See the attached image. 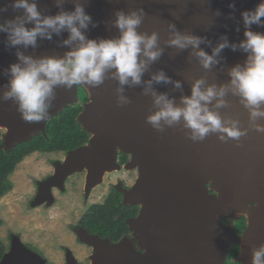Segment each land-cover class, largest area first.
<instances>
[{
	"label": "water",
	"instance_id": "95a60500",
	"mask_svg": "<svg viewBox=\"0 0 264 264\" xmlns=\"http://www.w3.org/2000/svg\"><path fill=\"white\" fill-rule=\"evenodd\" d=\"M43 17L62 11H74L83 5L92 22L84 30L88 39H118L116 13L133 12L141 16L139 34L158 36L161 55L148 64L141 83L123 86L115 78V69L105 72L97 87L81 85L89 101L78 117L82 128L90 134L89 142L69 151L48 183L61 184L72 174L87 170V191L99 185L103 177L117 170L119 153L131 156L128 168H138L139 178L131 190H122L124 205L141 207L137 218L128 221L138 234V251L132 243L112 244L98 236H86L95 248L92 264H226L232 245H239L240 264H252L253 250L264 244V117L253 121L242 98L231 88L232 68L243 67L249 53L239 45L247 30L242 18L245 11L255 10L264 0H34ZM14 0H0V24L17 17L24 19L22 9L13 8ZM261 24L251 31L264 34ZM34 25H26L29 29ZM181 36L202 38L199 48L180 49L169 41ZM68 31L53 33L51 39L37 38L35 47L11 46L6 32H0V124L6 130L3 148L8 152L40 133L46 125L69 105L79 102V85L54 87V99L46 116L39 122L21 119L18 104L4 100L8 90L10 66L19 63L18 53L33 59L64 58L79 42L65 45ZM227 39L210 68L202 66L196 53L212 55L213 49ZM231 45H235L233 50ZM140 59H146L142 55ZM163 72L169 82L157 83L153 76ZM203 79L202 89L216 86L228 88L225 106L216 101L209 110L219 114L225 127L233 122L245 134L233 139L222 131L209 132L203 140L191 139L185 122L161 129L147 122L159 110L156 95H166L175 106L183 107L182 98L191 97L193 84ZM151 82V83H149ZM176 82L180 87H176ZM123 87V92L118 89ZM146 89H150L146 93ZM124 97L127 102L121 100ZM264 110V104L261 105ZM223 137V139H222ZM38 200L43 197L38 196ZM245 217L246 228L241 234L234 221ZM223 219L229 223L224 224ZM0 264H46L29 250L20 239H14L10 252ZM76 264V263H71Z\"/></svg>",
	"mask_w": 264,
	"mask_h": 264
},
{
	"label": "clouds",
	"instance_id": "9594fccd",
	"mask_svg": "<svg viewBox=\"0 0 264 264\" xmlns=\"http://www.w3.org/2000/svg\"><path fill=\"white\" fill-rule=\"evenodd\" d=\"M13 8L22 9L25 18L17 17L0 24V32L8 34L11 46L35 47L38 37L51 39L53 33L59 34L65 30L69 32V38L64 41L65 45L79 42L64 58L48 57L37 60L21 53L17 54L20 62L10 66L11 79L3 99L16 101L21 119L28 123L39 122L45 118L46 110L51 106V99H54L55 86L65 85L71 88L74 84H87L97 87L103 83L105 72L109 69L116 70L114 75L121 86L129 82L133 85L140 84L148 64L161 55L156 33L151 36L138 33L137 28L142 18L135 12H117L115 26L120 31V37L97 42L88 39L84 34L92 20L81 4H77L74 11H62L48 17L42 16L34 0H14ZM242 18L247 30L246 39L239 46L248 52L249 56L243 67L238 65L231 69L230 83L233 93L242 98L241 102L250 110V118L255 121L264 117V110H261V105L264 104V34L254 33L250 29L253 24H261V18H264V2L255 10L243 12ZM29 23L34 25L30 29L26 27ZM201 43L200 37L181 36L179 33L169 41L170 46L180 49L189 46L196 49ZM229 46L225 38L213 49L212 55L203 50L198 51L196 55L200 58L202 66L207 69L217 63L215 57ZM231 47L233 50L236 48L235 45ZM141 55L146 59H140ZM152 79L157 83L169 82V78L162 71ZM204 83L205 81L200 79L193 84L191 97L182 98L183 107L175 106L166 95L153 93L159 110L148 116L147 122L162 130L161 122L171 126L183 119L184 126L191 129L193 140H203L209 132L214 131H222L230 138L239 139L245 133L236 126L238 122L234 121L231 128L225 127L219 114L208 107L213 100L216 101L217 108L225 106L223 98L228 88L222 86L217 89L216 86H210L202 89ZM176 87H180L179 82H176ZM149 90L146 89V93ZM118 91L123 92V87ZM121 100L127 102L124 97H121ZM256 130L264 132V126L256 125ZM222 222L227 224L224 219ZM252 264H264V244L253 250Z\"/></svg>",
	"mask_w": 264,
	"mask_h": 264
},
{
	"label": "rangeland",
	"instance_id": "374dc122",
	"mask_svg": "<svg viewBox=\"0 0 264 264\" xmlns=\"http://www.w3.org/2000/svg\"><path fill=\"white\" fill-rule=\"evenodd\" d=\"M78 95L79 100H82L85 97L84 90H79ZM0 131L5 136L6 130L1 128ZM61 157L62 154L39 152L26 157L10 177L13 189L0 199V219L3 221L0 225V239L11 245L17 238L24 245L33 244L57 264L65 263L64 246L71 248L80 260H83L85 253H90L88 248L76 243L71 228L77 224L86 207L92 202H103L108 188L112 183L117 184L119 179L131 184L139 177L136 171L107 175L104 181L93 187L91 198L86 202L82 176L75 177V184L67 185L65 194H58L56 189L51 192L42 185L47 181L46 177L56 171L52 161ZM42 194L43 200H38ZM240 219L235 221L238 226H241ZM238 231L242 230L239 228ZM234 250L229 252V256H234ZM227 262L231 264L229 257Z\"/></svg>",
	"mask_w": 264,
	"mask_h": 264
},
{
	"label": "trees",
	"instance_id": "16d2710c",
	"mask_svg": "<svg viewBox=\"0 0 264 264\" xmlns=\"http://www.w3.org/2000/svg\"><path fill=\"white\" fill-rule=\"evenodd\" d=\"M80 90H84L79 86ZM85 97L79 100L75 105H69L63 111L59 112L53 119H50L46 126V134L40 133L28 142H22L16 145L11 151L3 148L0 131V199L13 189L11 175L14 173L17 165L26 157L35 152L67 154L89 142L90 134L86 132L78 122V117L83 111V102H88V95L84 91ZM126 160V155L122 154ZM125 158V159H124ZM122 162V161H121ZM121 194L112 189L111 194L102 204L92 206L82 217L85 225H91L100 230L102 236L110 237L112 241L119 240L121 234L128 231L125 224V218L137 213L136 208H125L120 205ZM241 226L236 224V228L243 230L246 227V218L242 217ZM225 223L229 220L224 219ZM3 221L0 219V225ZM8 246L0 239V261L8 251ZM234 256H229L231 264H237L239 255V246H231ZM230 250V251H231ZM228 264V262L226 263Z\"/></svg>",
	"mask_w": 264,
	"mask_h": 264
},
{
	"label": "flooded vegetation",
	"instance_id": "af4514ba",
	"mask_svg": "<svg viewBox=\"0 0 264 264\" xmlns=\"http://www.w3.org/2000/svg\"><path fill=\"white\" fill-rule=\"evenodd\" d=\"M79 90H80V88H79ZM86 103H87L86 101L82 103L83 104V107L85 106ZM53 118H50V119H53ZM1 139L4 142V135H3L2 132H1ZM122 154H125V153H123V152L122 153H119V156H118V164H119L120 167L117 170H115V171H112L110 173H107L103 177V181L105 180V177L107 175L109 177L113 173H122V172H128V173H130V172L136 171L137 174L139 175L138 168H128L127 167V164L131 161V156L125 154L127 156L126 157V160H122L123 159ZM65 157H66V154H62V157L61 158H58L56 160H53L52 161V166H56L57 167V164L59 162H63L65 160ZM56 167H55V169H56ZM55 173H56V171L54 172V174H51V175L47 176L46 177V180L47 181L43 182L42 185H44L46 188H48V184L46 182L49 181L48 183H50L51 182V179L55 175ZM87 175H88L87 170H84V171H81V172L72 174L69 177H67L63 182H61V184L58 185L57 182H56V184L51 185L49 187V189H50L51 192H52V189L53 190L56 189L57 192H59L58 194H65V193H67V191H66L67 185L68 184H70V185L75 184L76 183V181H75L76 178L75 177H81L82 176V179H84L83 180L84 183L82 185H83V188H84V194H85V198H86V202H87L89 200V198H91V193H92V190H93V188H91L89 191H87V186H88L87 185ZM130 176H132V175H130ZM138 178L139 177L137 176L136 179L131 184H127V180H121V179H119L117 184L116 183H112L111 184V186L108 188V192H107V194L105 196V199H106L109 196V194H111L112 189H114L116 192H118V193L121 194V202H120V205L121 206H123L125 208H129V207L136 208L137 213L135 215L127 216L125 218V220H124L125 221V224L128 227V231L125 232V233H123V234H121L119 240L112 241L110 239V237L102 236V233H101L100 230H97V229L93 228L91 225H85L83 223V221H82L83 215L85 213H87V211L92 206H94L96 204H102L105 201V199L101 203H94V202H92V204H90V205H88L86 207V210L82 213V215H81L80 219L78 220L77 224L71 227L72 228V233L76 237V243L80 247H86V248H88L90 250V253L89 254H86L85 253V256H84L83 260H80V259L77 258V254H75L74 251H71L72 250L71 248H69L68 246H64L63 247L64 254H65V256H64L65 257V263L64 264H71L72 262L73 263H76V264H92V257H93V255L95 253V248H94L93 245H90L88 242L85 241V237L87 235L88 236H98L102 240H109V242L112 243V244L124 243V242L132 243L136 247V249L138 251H141L140 248H139V246H138V242H139L138 234L131 229V227H130V225L128 223L129 220L134 219V218H137V216L140 214L141 207L138 206V205H124V193L122 191V190H131L133 188V186L137 183ZM56 186L58 188H56ZM49 189H47V191H49ZM43 195L44 194L40 195V197H43ZM35 198H34L33 202L35 201ZM40 200H43V199L41 198ZM48 207H49V205L47 206V208ZM244 229L245 228H243V230ZM242 231L241 232L238 231V233H242ZM6 245L9 248L8 251H7V253H8V252H10L12 245H11V243L10 244H6ZM25 246L29 250H31L32 252L38 254L41 258H43L46 261V264H57V263L52 262L51 260H49L46 257V255L44 254V252L42 250L38 249L33 244H25ZM85 252H86V250H85ZM77 253H78V251H77ZM238 257H237V262H239L238 261ZM237 264H240V262L237 263Z\"/></svg>",
	"mask_w": 264,
	"mask_h": 264
},
{
	"label": "bare ground",
	"instance_id": "6f19581e",
	"mask_svg": "<svg viewBox=\"0 0 264 264\" xmlns=\"http://www.w3.org/2000/svg\"><path fill=\"white\" fill-rule=\"evenodd\" d=\"M0 127H3V125H2V124H0Z\"/></svg>",
	"mask_w": 264,
	"mask_h": 264
}]
</instances>
